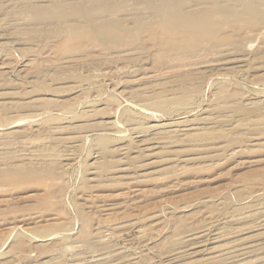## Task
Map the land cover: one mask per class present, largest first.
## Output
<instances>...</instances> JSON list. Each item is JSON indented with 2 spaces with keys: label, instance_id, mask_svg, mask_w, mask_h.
Segmentation results:
<instances>
[{
  "label": "rangeland",
  "instance_id": "obj_1",
  "mask_svg": "<svg viewBox=\"0 0 264 264\" xmlns=\"http://www.w3.org/2000/svg\"><path fill=\"white\" fill-rule=\"evenodd\" d=\"M136 1L78 20L131 25L148 15ZM26 2L0 0V264H264V0H223L256 5L259 21L225 24L244 51L208 49L195 67L171 66L182 60L149 27L103 36L85 57L86 39L60 49L69 2L92 0H42V20ZM151 125L163 128L143 132L150 147L133 162L118 147Z\"/></svg>",
  "mask_w": 264,
  "mask_h": 264
},
{
  "label": "bare ground",
  "instance_id": "obj_2",
  "mask_svg": "<svg viewBox=\"0 0 264 264\" xmlns=\"http://www.w3.org/2000/svg\"><path fill=\"white\" fill-rule=\"evenodd\" d=\"M29 1L30 2H26L24 4V6L26 9L31 11L32 14L36 15V17L38 19L42 20V19H45L46 17L47 18L51 17L50 15L52 14V12L45 13V12L49 11V9L46 8L47 6H49V4L44 5L42 3V0H29ZM204 1H207V0H144V1L140 0V1H136V2L142 3L143 7L148 11L147 12L148 15H146V18H143L141 16H135L131 25H125L124 19H122V18H120L119 20L114 21V22L104 20L99 25H95L93 23L95 21L91 22V21H79L78 20V19H80L78 17H80V15H83L84 13L89 14L91 12H97L98 14L105 15V14L111 12L112 9L116 8V5H114V3H112V5L105 6L102 3L103 0H92L93 4H91V6H90L92 8H84V5H82L80 2H78V3L69 2V3H73L75 5L76 13L74 15H76L77 19H75L74 21H73V19H67L65 21L63 27H64V32H65L66 37L61 42L60 49H62V47L65 44L72 42L74 39H78V38L86 39L87 42H89L86 45H84L83 48L87 47V45L88 46L90 45V47H91V45L95 46V47L99 46V44L105 45V44H107L108 40L106 38L102 39L101 37H103V36L114 35L115 38H117V40H119L121 38H124L126 36L125 34L133 33L134 30H141L144 27H149V28H151V30H150L151 33L157 32L156 36L159 37L163 47H165L167 49V51H169V54H175V58H177V60H182L181 63L171 65L174 67L182 66L184 64V62H183L184 60L191 59L192 57H194L196 55H200L202 52L208 51V49L209 50L214 49V50H219V51L224 50L223 52H225L226 50H228L230 48H234V49H237L238 51H242L243 50L242 40L245 39L244 38L245 36H239L238 35V36L231 37V36H227L226 33L222 34L223 26L225 24L230 23V21L233 20V22H231L232 27H235L236 23L238 22L237 30H239V31L241 29L243 30V28L245 26H250L253 28L256 27V25L259 21V15H260V10H258L259 7H256V5L250 3V5L245 7L244 11L239 12L234 7H230V6H232L231 4L230 5L227 4L228 6L222 4L223 0H210L209 4H206ZM29 11H27V12H29ZM59 36H60V34H56V37H59ZM226 39H229V47L225 46V44H224ZM248 41H250V40H248ZM243 42H245V41H243ZM83 48L79 49L82 52L81 55H84L82 57L88 56L90 53L88 55H87V53H84L86 48L84 50H83ZM221 54H223V53H221ZM224 54H226V53H224ZM82 57H80V58H82ZM80 58L78 59V57L75 56L74 53H71V54L65 56V59H66L65 62L73 64V63L78 62L80 60ZM196 64H198V63L195 61H192V59H191L184 66L195 67ZM202 73L203 72L200 71V69H198L197 71H192L190 73L185 74V76H192V78L199 80L201 77H203ZM198 80L196 83H199ZM149 127L152 130H158L159 128H163V126H161V125H151V126H147V127H141L140 126L139 128H141L140 129L141 131L138 132L139 134H137V132H136V134H137V136H135V138H137L136 141H133L131 143L129 142L127 144V146H125V147L124 146H119V147L117 146L120 150H124L127 148V150L129 149V150H131V152L137 151L138 152L137 154H133V155L131 154L132 156L130 155V157L132 158L131 160H133V162H135V160L138 159L137 157L140 156V158H141V156H143V153L148 149V147H150L151 138L150 137L149 138H147V137L142 138L143 136H145L147 134L146 133L143 135V132L148 131ZM192 129H194V127H188L187 129L181 130V131H183L182 135H184L185 132L187 134V131L192 130ZM157 132H159V131H157ZM153 136H154V134H153ZM165 136H167V135H165ZM165 136H163L162 138H165ZM174 136L175 137H181L180 135H177V133L174 134ZM199 136L206 138L209 136V134L208 133L207 134H200ZM157 139H159V137ZM166 139H168V138L166 137L165 140ZM189 139L191 141H195L196 136L192 134V136ZM162 140L164 141V139H162ZM162 140H161V142H163ZM157 143H158V141H157ZM107 152H109L111 154L114 153V151L112 149H109ZM120 152H123V151H120ZM120 152H118V153H120ZM96 156L99 157L98 155H96ZM122 156H123V154H122ZM35 168L33 169V168L25 167L22 170L26 171V172H34V171H37V169L35 170ZM46 172L49 174L53 173V168L49 167L48 169H46ZM223 224H224V222H223ZM225 225H227V224H225ZM201 228L203 229V227H201ZM204 228H205V226H204ZM222 228H223V226H222ZM197 231H196V233H197ZM143 233H144V231H143ZM189 235H191V234H189ZM198 235H200V234H198ZM182 237H184V236H182ZM188 239H189V237H188ZM177 240H179V239H177ZM190 240L194 241V239H190ZM209 241H212V240H209ZM90 242L91 241H89V243ZM89 243H88V245H89ZM184 243H186V242H184ZM190 243L192 244L191 241H190ZM194 243H196V241ZM194 243L192 244V246H194ZM178 244L176 243V246ZM191 244L188 246H191ZM198 247H199V245H198ZM174 248H175V246H174ZM254 248H256V247H254ZM174 250L176 252L175 254H177V255L180 254V257L185 256V258H186V255H182V254H187L190 252V251L183 250V249L180 250V247H176ZM198 250H204V249H198ZM89 252H91V251H88V253ZM211 255H214V253L213 254L211 253ZM180 257L178 255L177 259L179 260ZM206 257H208V256H206ZM210 257H212V256H210ZM210 257H208V259ZM168 261H170V260H168ZM188 261H191V260H188ZM201 261H203V260H201ZM204 261H206V260H204ZM223 262H224V260H223ZM200 264H202V263H200ZM205 264H207V263H205ZM208 264H210V263H208Z\"/></svg>",
  "mask_w": 264,
  "mask_h": 264
}]
</instances>
